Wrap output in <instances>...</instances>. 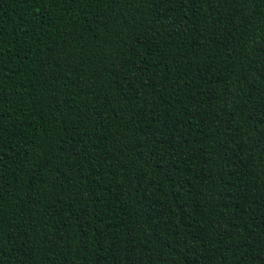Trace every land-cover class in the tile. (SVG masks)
I'll return each mask as SVG.
<instances>
[{
  "label": "trees",
  "instance_id": "trees-1",
  "mask_svg": "<svg viewBox=\"0 0 264 264\" xmlns=\"http://www.w3.org/2000/svg\"><path fill=\"white\" fill-rule=\"evenodd\" d=\"M0 264H264V0H0Z\"/></svg>",
  "mask_w": 264,
  "mask_h": 264
}]
</instances>
